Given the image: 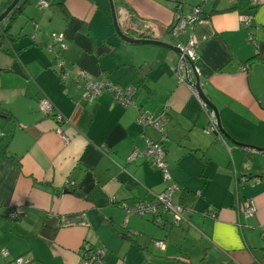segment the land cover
Here are the masks:
<instances>
[{
  "label": "crops",
  "instance_id": "obj_1",
  "mask_svg": "<svg viewBox=\"0 0 264 264\" xmlns=\"http://www.w3.org/2000/svg\"><path fill=\"white\" fill-rule=\"evenodd\" d=\"M37 1L25 6L21 34L0 46V108L12 115H0V250H6L0 264L21 256L30 264H82L87 245L105 248L101 264H264L256 243L264 225V156L234 147L264 148V0H210L180 40L169 32L174 15H186L199 0H112L120 28L148 31L173 46L192 38L199 85L230 138L228 148L204 131L200 102L173 69L177 55L121 40L108 0H43V9ZM57 2L68 14L51 6ZM242 16L251 18L249 27ZM52 34L68 46L62 63L70 75L77 80L84 71L122 91L132 88L131 104L107 91L86 101L64 80ZM44 99L60 123L41 111ZM140 111L167 119V140L138 123ZM146 139L162 142L169 181L178 188L173 198L181 205L188 195L189 224L173 226L167 217L157 226L151 216L127 213L125 207L149 203L166 188L162 170L143 156L127 161L133 151L144 152ZM248 201L255 214L245 219ZM15 208L21 213L12 219ZM211 209L215 217L206 214Z\"/></svg>",
  "mask_w": 264,
  "mask_h": 264
},
{
  "label": "built area",
  "instance_id": "obj_2",
  "mask_svg": "<svg viewBox=\"0 0 264 264\" xmlns=\"http://www.w3.org/2000/svg\"><path fill=\"white\" fill-rule=\"evenodd\" d=\"M206 1V0H201ZM253 4L259 5V0H252ZM39 2V9H43L46 6V3L43 0H38ZM199 9L193 8L192 12L186 17L182 16L179 12L175 13L174 15V21L171 26L170 34L173 37V39L180 40V36L184 35L186 33V30L190 28L192 29L193 25L198 21L199 18ZM241 23L245 27H249L251 23L250 17H241ZM35 28H37V25H35ZM51 39V45L50 48L52 49L53 44H60V50L62 52L66 51L68 49V46L63 42V37L61 34H52L50 36ZM176 47L180 53V62L187 61L188 64H192L195 62L197 53L195 49V43L193 42L192 38L189 36L184 42L179 41V43L176 44ZM245 71L247 68L242 67ZM62 76L64 80L68 79L67 75L65 73H62ZM79 78L76 82L73 81L74 85L77 86V88L82 89L83 92V98L91 102L96 99L98 95H100L102 92H110L111 94L115 95V101L120 102L122 104H131L130 96L133 95L132 88H128L126 91H122L119 89L117 85H114L108 81L105 80L104 77L98 79H90L86 76L85 72L82 71L79 73ZM184 79V78H183ZM181 81V78L179 79ZM198 98V97H197ZM202 110L205 112V115L207 116L208 125L205 127L204 131L206 133L213 132L218 134V126L215 114L213 112H209L206 109V104L198 98ZM45 103V105H43ZM41 111L44 113L45 116H55L56 122L60 123V118L56 115L53 105L47 100L44 99L41 103ZM138 123L145 127V126H151L153 127L160 135L161 138H164L163 134V128H164V118L159 117L157 120H152L150 116L143 111H140L137 118ZM57 132L59 133V136L64 141L67 139V137L61 132V130L58 128ZM218 138L221 139L220 135H216ZM165 139V138H164ZM146 142V149L143 153H139L137 151H133L127 158L128 162H132L137 158L139 155L143 156L148 163L155 167L160 168L163 172V179L165 183H167L166 188L163 192L160 194L154 196V198L149 203L144 202H138L134 204L132 207H125L128 214H134L140 217L144 216H151L154 220L155 224L162 225L164 223L165 217H170V224L173 226H181L184 223L189 224L187 217H185V214L188 213V209L182 207L180 204L176 203L173 195L176 190H178L176 184L169 181L170 177L167 172V164L165 161V150L163 147L162 142H152L148 139L145 140ZM245 179V178H244ZM243 179H241L242 181ZM246 180V179H245ZM243 208H242V214L243 217L249 218L251 216H254L255 214V205L253 202H242ZM123 207V206H122ZM21 213V209L15 208L12 209L9 212V217L12 219L17 218ZM206 214H209L211 217H215L217 212L213 209L208 210ZM126 224V221H125ZM124 224V225H125ZM239 228L241 227V224L237 225ZM260 235L262 240V254L264 257V226H261L260 228ZM154 245L156 247H162L161 241H155ZM92 247L85 246L84 254L85 259L83 258L82 264H99L100 263V257L103 255L100 253L99 250H92ZM0 254L4 257L6 255V250L1 249ZM28 260L25 257H18L15 259L14 264H28Z\"/></svg>",
  "mask_w": 264,
  "mask_h": 264
},
{
  "label": "water",
  "instance_id": "obj_3",
  "mask_svg": "<svg viewBox=\"0 0 264 264\" xmlns=\"http://www.w3.org/2000/svg\"><path fill=\"white\" fill-rule=\"evenodd\" d=\"M210 0H206V1H201L199 0V3L194 6V8H198L199 9V18H198V21L204 11V5H206ZM19 2V0H13V2L8 6V8L0 15V22L3 21L5 18H7V16L10 14V12L12 11V9L15 7V5ZM108 3H109V6H110V11H111V16H112V23H113V27H114V30L116 32V34L119 36V38L121 40H123L124 42L130 44V45H156V46H162L164 48H167L169 50H171L175 55H177L178 59H177V63L175 65V67L173 68L175 70V73L176 74H179L180 71L183 72V75H184V81L185 83H182L184 84L185 86H187V88L195 94V97L199 98L200 100H202L209 108L210 110L215 114V117H216V121H217V126H218V129L220 131V136H221V140L222 141H226L225 139H230L229 136L226 135L225 131L222 130L221 128V125L219 123V117H218V114H217V111H216V108L211 105L205 98L201 88H200V85H199V80L197 78V68L196 66L194 65H190V69H186V63L185 62H180L179 59H180V53L177 49L176 46H173V45H170V44H167V43H163V42H160V41H157V40H150V39H138V38H132V37H129L127 36V34L122 30L123 28H120L118 26V23H117V20H116V15H115V11H114V7H113V2L112 0H108ZM184 17H186V15H183ZM35 25H37V23H33V29H34V32L36 30L35 28ZM32 35H34V33H32L30 35V39L32 37ZM1 46V45H0ZM64 59V57H63ZM61 58H58L57 55H54V60L56 61V63H58V68L60 71H62V73H65L67 75V77L71 80V81H74V79L77 78V75L76 74H72L70 75L71 71H69L65 66L64 64L62 63V60ZM192 74L195 75V82L192 81V77L190 76ZM180 78H178V81ZM181 82V81H180ZM168 111L167 110H164V113H167ZM203 113L205 114V112L203 111ZM164 118V130H163V134H164V138L165 140H167V132L165 130V124L167 122V119ZM226 143V142H225ZM235 143V142H234ZM227 144V143H226ZM236 149L237 148H243V149H249L250 151L256 153V154H259V155H263L264 156V148H258V147H255V146H251V145H244V144H240V143H235V146H234ZM165 156H166V151H165Z\"/></svg>",
  "mask_w": 264,
  "mask_h": 264
},
{
  "label": "trees",
  "instance_id": "obj_4",
  "mask_svg": "<svg viewBox=\"0 0 264 264\" xmlns=\"http://www.w3.org/2000/svg\"><path fill=\"white\" fill-rule=\"evenodd\" d=\"M167 1H170V2H173V1H175V0H167ZM28 3H29V0H19V2L15 5V7L12 9V11L10 12V15H9V17H10V20H9V22H8V24H7V27H6V29H5V31H3V35H0V45H2V43L4 42V44L5 43H7V44H10L12 41H14V38H15V36L14 35H10V28H11V26H10V24H15V21L19 18V17H21V16H23L24 15V10H25V6L26 5H28ZM51 6H54V7H58V8H60V11H62L63 13H66V14H68V12H67V10H66V8H65V6L63 5V3H61V2H57V3H53V5H51ZM193 8L194 7H191V9L189 10V12H187V14L186 15H188V14H190L191 12H192V10H193ZM177 12H179L178 10L176 11V13ZM182 15V14H181ZM183 16V15H182ZM202 16V15H201ZM203 16H205V14L203 13ZM131 17H133V16H131ZM134 18V17H133ZM201 19H202V17H201ZM121 26V25H120ZM122 28V27H121ZM126 34H127V36H129V37H137L138 39H152L153 40V37H151L150 36V33L148 32V31H144V30H139V29H137L136 27H127V28H124V29H122ZM37 32H40V31H37ZM169 32H170V30H169ZM186 32H187V30H186ZM35 33V32H34ZM182 36H184V35H182ZM182 36H180V39H182ZM33 38V37H32ZM173 38V37H172ZM188 37H186L185 36V39H187ZM4 46V45H3ZM54 48H52V50H53V56L54 55H57L58 56V58H61V59H63V57H64V54L66 53V51H64V52H62V50H60V44H53L52 45ZM0 49H1V47H0ZM98 80H101V79H98ZM105 80L106 81H108L106 78H105ZM74 82H76V79H74ZM108 82H110V81H108ZM111 83V82H110ZM76 85V84H75ZM201 108V107H200ZM206 109L209 111V112H212L211 110H210V108L206 105ZM201 111H202V113H203V110H202V108H201ZM204 114V113H203ZM0 115H5L6 117H9V118H11L12 117V115L7 111V110H5V109H1L0 108ZM205 115V114H204ZM52 118H54V119H56V117L55 116H51ZM205 117H206V119H207V116L205 115ZM208 121V120H207ZM158 133V132H157ZM219 135H220V131H219V129H218V132H217ZM159 134V133H158ZM218 134H216V135H218ZM221 137V136H220ZM164 147V146H163ZM164 150H165V148H164ZM237 179L240 181L241 179L240 178H238L237 177ZM246 179V178H245ZM248 179V178H247ZM72 187V188H71ZM75 186H66L64 189H66V190H70L71 189V191H74L75 190V188H74ZM65 190V191H66ZM186 192H183V194H185ZM182 194V199L181 200H183L182 201V203H181V205H182V207H184V208H186L187 206L186 205H184L185 204V202L184 201H186V198H188V195L186 194V195H183ZM188 200V199H187ZM184 202V203H183ZM12 210V209H11ZM10 210V211H11ZM216 211V210H215ZM19 217V216H18ZM17 217V218H18ZM16 218V219H17ZM167 217H165V219H166ZM168 220H169V217H168ZM164 222H165V220H164ZM155 224V223H154ZM155 225H157V224H155ZM125 226V229L127 230V226L126 225H124ZM157 226H160V225H157ZM122 236V238L123 239H128V240H131V242H133V243H135L134 242V240L133 239H131L130 237H128V236H126V235H121ZM260 237H261V235H260ZM87 246H89V245H87ZM90 247H92L91 249L92 250H99L100 251V253H102L103 255H101V257H100V263L99 264H101L102 263V261L105 259V257H106V254H107V252H106V250H105V248L103 247V246H90ZM85 248V246H83L82 247V254H81V261L83 260V258L85 259V254H84V249ZM22 257V256H21ZM28 264H30V263H28Z\"/></svg>",
  "mask_w": 264,
  "mask_h": 264
},
{
  "label": "rangeland",
  "instance_id": "obj_5",
  "mask_svg": "<svg viewBox=\"0 0 264 264\" xmlns=\"http://www.w3.org/2000/svg\"><path fill=\"white\" fill-rule=\"evenodd\" d=\"M13 2V0H0V15L8 8V6L11 4ZM37 3H38V5H39V2L37 1ZM107 3H108V1H107ZM109 5V4H108ZM36 7H37V5H36ZM38 8V7H37ZM10 15V14H9ZM9 15L7 16V18H5L3 21H1L0 22V33H1V31L2 30H5L6 29V26H7V24H8V22H9V20H10V17H9ZM26 15H28V12H26ZM197 22V21H196ZM26 22L24 21V18H20L19 20H16L15 21V24L13 25V27L11 28V30H10V35L12 34H21V32H22V28L24 27V24H25ZM172 26V25H171ZM194 26V25H193ZM170 30H171V28H170ZM23 35V34H22ZM23 37V36H22ZM177 44V43H176ZM185 63H186V69H190V65L187 63V61H185ZM191 65H194V63H192ZM180 78H181V81L182 82H184V79H183V77H182V74H181V76H180ZM67 83H71V80L70 79H68V81H67ZM72 83H73V81H72ZM74 84V83H73ZM43 105H45V103H43ZM41 107V106H40ZM61 138V137H60ZM220 139V138H219ZM222 139V138H221ZM222 141V140H221ZM222 144H224L225 145V147L226 148H228V146H227V144L224 142V141H222ZM230 151V150H229ZM165 182V181H164ZM167 186V184H165V187ZM251 217H253V216H251ZM250 217V218H251ZM262 226H264V225H262ZM260 241H261V239H260ZM260 241L258 240V242H256V243H258L257 245H261L262 244V241H261V243H260ZM261 248H262V245H261Z\"/></svg>",
  "mask_w": 264,
  "mask_h": 264
}]
</instances>
